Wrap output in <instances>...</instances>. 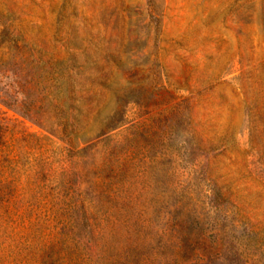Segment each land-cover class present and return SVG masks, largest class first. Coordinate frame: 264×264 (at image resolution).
<instances>
[{"label":"rangeland","instance_id":"rangeland-1","mask_svg":"<svg viewBox=\"0 0 264 264\" xmlns=\"http://www.w3.org/2000/svg\"><path fill=\"white\" fill-rule=\"evenodd\" d=\"M0 39V264H264V0H0Z\"/></svg>","mask_w":264,"mask_h":264},{"label":"trees","instance_id":"trees-1","mask_svg":"<svg viewBox=\"0 0 264 264\" xmlns=\"http://www.w3.org/2000/svg\"><path fill=\"white\" fill-rule=\"evenodd\" d=\"M4 29H6V27H4ZM10 46V41L0 39V101L6 106L13 105L9 99V89L7 87L9 83L8 81H5L11 74L15 77V86H17V93H19V95L22 94V90L25 86L29 87L35 84L34 82L25 81V77L22 75L24 72V67L22 66L23 63L20 60V57L13 55V53L9 51ZM17 98L18 97H16L15 102L18 101ZM23 114L25 113L23 112Z\"/></svg>","mask_w":264,"mask_h":264}]
</instances>
